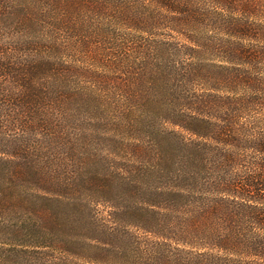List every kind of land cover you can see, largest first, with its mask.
<instances>
[{"label": "trees", "instance_id": "1", "mask_svg": "<svg viewBox=\"0 0 264 264\" xmlns=\"http://www.w3.org/2000/svg\"><path fill=\"white\" fill-rule=\"evenodd\" d=\"M0 264H264V0H0Z\"/></svg>", "mask_w": 264, "mask_h": 264}]
</instances>
